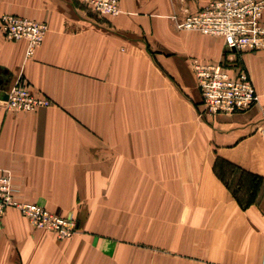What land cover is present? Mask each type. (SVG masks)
I'll list each match as a JSON object with an SVG mask.
<instances>
[{
    "label": "crops",
    "instance_id": "0c3cea01",
    "mask_svg": "<svg viewBox=\"0 0 264 264\" xmlns=\"http://www.w3.org/2000/svg\"><path fill=\"white\" fill-rule=\"evenodd\" d=\"M214 0H121L97 19L80 0H0L46 23L27 41L0 29V79L51 100L32 112L0 100V159L16 198L76 219L61 240L15 208L0 224V264H264V187L244 208L225 161L264 182V51L242 52L258 95L249 110H204L193 65L226 57L222 37L184 30ZM1 90V87H0Z\"/></svg>",
    "mask_w": 264,
    "mask_h": 264
},
{
    "label": "built area",
    "instance_id": "2783aa9c",
    "mask_svg": "<svg viewBox=\"0 0 264 264\" xmlns=\"http://www.w3.org/2000/svg\"><path fill=\"white\" fill-rule=\"evenodd\" d=\"M101 16L122 14L121 0H82ZM179 27L206 36L222 37L226 57L219 63L195 62L193 65L204 110L211 115L233 114L251 109L258 102L255 86L239 55L264 51V0H215L183 19L172 18ZM7 41H27L25 59L34 56L48 32L46 23L15 14L0 19ZM3 101L8 111L32 112L51 105V100L33 94L22 81L6 90ZM9 208L17 209L38 229L55 233L61 239L74 237L80 230L76 219L58 215L43 206L19 201L15 196L12 172L0 159V219Z\"/></svg>",
    "mask_w": 264,
    "mask_h": 264
},
{
    "label": "trees",
    "instance_id": "16d2710c",
    "mask_svg": "<svg viewBox=\"0 0 264 264\" xmlns=\"http://www.w3.org/2000/svg\"><path fill=\"white\" fill-rule=\"evenodd\" d=\"M220 169L224 171L223 180L227 182L231 190L235 193L242 207L247 208L259 200L256 199L257 196L255 194H249V189L255 186L260 187L259 185L264 187L262 179L254 177L252 174L237 169L234 165L221 160L217 161L215 172L218 173ZM232 180L234 182L236 181V183H231Z\"/></svg>",
    "mask_w": 264,
    "mask_h": 264
},
{
    "label": "rangeland",
    "instance_id": "374dc122",
    "mask_svg": "<svg viewBox=\"0 0 264 264\" xmlns=\"http://www.w3.org/2000/svg\"><path fill=\"white\" fill-rule=\"evenodd\" d=\"M87 8L86 9H88L89 10V12H90V14H92V15H94L97 19H105V18H110V17H113V16H101V15H99V14H97L96 12H94L84 1H82V0H80ZM215 1V0H214ZM213 2V1H212ZM116 17V16H115ZM225 168H227V167H225ZM227 171H228V169H226ZM235 173H236V171H235ZM231 183H233V184H235L236 183V181L234 182L233 180L231 181ZM4 216V215H3ZM3 218V217H2ZM1 218V219H2ZM1 219H0V222H1ZM1 224V223H0Z\"/></svg>",
    "mask_w": 264,
    "mask_h": 264
},
{
    "label": "water",
    "instance_id": "95a60500",
    "mask_svg": "<svg viewBox=\"0 0 264 264\" xmlns=\"http://www.w3.org/2000/svg\"><path fill=\"white\" fill-rule=\"evenodd\" d=\"M4 86H5L4 81L2 79H0V87H1L0 100L1 101H7L8 100V95L6 93L7 89Z\"/></svg>",
    "mask_w": 264,
    "mask_h": 264
}]
</instances>
